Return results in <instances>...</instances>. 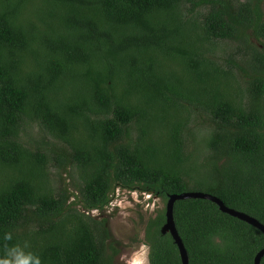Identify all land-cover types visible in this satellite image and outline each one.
<instances>
[{
	"label": "trees",
	"instance_id": "1",
	"mask_svg": "<svg viewBox=\"0 0 264 264\" xmlns=\"http://www.w3.org/2000/svg\"><path fill=\"white\" fill-rule=\"evenodd\" d=\"M261 46L264 0H0V264H114L100 215L115 188L165 207L203 192L264 225ZM31 124L57 143L27 146ZM68 166L76 194L50 174ZM165 211L146 225L149 264H182ZM173 218L189 264H254L264 248L210 201H177Z\"/></svg>",
	"mask_w": 264,
	"mask_h": 264
},
{
	"label": "rangeland",
	"instance_id": "2",
	"mask_svg": "<svg viewBox=\"0 0 264 264\" xmlns=\"http://www.w3.org/2000/svg\"><path fill=\"white\" fill-rule=\"evenodd\" d=\"M227 43L216 46L218 55L225 51ZM264 52V47L261 46ZM197 118V122L191 125L187 138V148L194 152L202 147L200 141L204 138L207 122ZM38 125L31 124L25 134H21L22 141L30 146L36 140H40L49 147L57 142L46 132L41 131ZM197 152V151H196ZM50 174L55 180V186H62L69 193L76 194L77 171L73 167L65 169L50 168ZM112 201L108 209L100 215L107 220V226L112 237V245L117 250L114 264H149L148 247L144 244V233L147 222L154 218L158 211L165 209V202L159 197L150 196L140 190H127L115 188L111 195ZM97 216V212L92 213Z\"/></svg>",
	"mask_w": 264,
	"mask_h": 264
},
{
	"label": "water",
	"instance_id": "3",
	"mask_svg": "<svg viewBox=\"0 0 264 264\" xmlns=\"http://www.w3.org/2000/svg\"><path fill=\"white\" fill-rule=\"evenodd\" d=\"M189 199H201V200H206V201H210L214 204H216L220 211L224 214H227L233 218H236L240 221H243L253 227H255L256 229H258L259 231H261L264 234V225H262L258 220L254 219L253 217H250L242 212L236 211L234 209H230L228 207H226L224 205V203L219 200L218 198L203 193V192H185V193H181V194H174V195H169L168 196V200L166 203V211H165V218L166 221L164 223V225L161 228V234L162 235H166L169 234L175 245L178 248L179 251V255H180V259H181V263L182 264H189L188 263V255L187 252L184 248V245L178 235L175 223H174V218H173V209H174V204L177 201H185V200H189ZM264 256V248L256 255L255 259H254V264H260L261 259Z\"/></svg>",
	"mask_w": 264,
	"mask_h": 264
},
{
	"label": "clouds",
	"instance_id": "4",
	"mask_svg": "<svg viewBox=\"0 0 264 264\" xmlns=\"http://www.w3.org/2000/svg\"><path fill=\"white\" fill-rule=\"evenodd\" d=\"M148 261H149V260H148ZM24 264H27V261L24 262ZM36 264H39V260H38V259L36 260Z\"/></svg>",
	"mask_w": 264,
	"mask_h": 264
}]
</instances>
